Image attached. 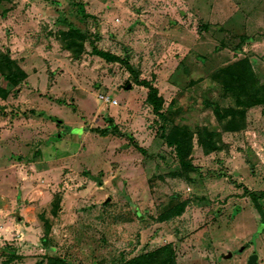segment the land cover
<instances>
[{"label":"rangeland","instance_id":"1","mask_svg":"<svg viewBox=\"0 0 264 264\" xmlns=\"http://www.w3.org/2000/svg\"><path fill=\"white\" fill-rule=\"evenodd\" d=\"M70 29L90 34L80 59L61 41ZM0 51L28 75L17 88L0 75V264H125L167 245L178 264H264V224L245 193L264 191L263 108L239 133L214 109L239 108L228 67L249 58L264 73V0H0ZM174 128L192 133L200 173L183 170ZM205 130L223 152L205 154Z\"/></svg>","mask_w":264,"mask_h":264},{"label":"trees","instance_id":"2","mask_svg":"<svg viewBox=\"0 0 264 264\" xmlns=\"http://www.w3.org/2000/svg\"><path fill=\"white\" fill-rule=\"evenodd\" d=\"M91 40L87 31L79 29H70L62 33L61 41L75 59H80L86 53V42ZM92 54L105 60L108 63H123L125 67L134 72L133 66L129 60H123L121 57L100 50L94 42ZM0 75L5 82L14 88L22 85L28 78L27 73L21 68L18 62L11 58L9 54L0 51ZM136 74L135 80L141 87L149 90L148 105L153 108L154 112L160 117H166L164 114L165 100L160 95V91L151 82L140 80ZM224 80L228 89L238 98L239 108H230L224 116L220 106H215V114L218 116L220 123H224L223 130L227 133H239L246 131L248 128V113L252 109L262 107L264 114V73L258 75L249 58L241 60L224 71ZM10 92L6 88L0 87V97L7 99ZM102 135H109L111 130L107 128ZM193 135L189 130L183 128H174L169 143L175 146L180 164L186 172H198L201 169L196 167L189 156L193 151ZM199 144L205 154L223 152L224 146L220 140V134L205 130L199 135ZM245 193L253 201L255 209L262 217L264 224V191H251L245 188ZM186 204H182L169 211L163 216V220L175 219L184 214ZM47 264H68L62 258H50ZM125 264H178L176 250L172 245H167L150 253L143 254Z\"/></svg>","mask_w":264,"mask_h":264},{"label":"water","instance_id":"3","mask_svg":"<svg viewBox=\"0 0 264 264\" xmlns=\"http://www.w3.org/2000/svg\"><path fill=\"white\" fill-rule=\"evenodd\" d=\"M129 88H131V86ZM249 248H251L250 245L246 249H249ZM259 260H260L259 255L255 254V255L250 257L248 264H258Z\"/></svg>","mask_w":264,"mask_h":264},{"label":"built area","instance_id":"4","mask_svg":"<svg viewBox=\"0 0 264 264\" xmlns=\"http://www.w3.org/2000/svg\"><path fill=\"white\" fill-rule=\"evenodd\" d=\"M106 102H107V103H109V102H110V100H109V99H107V100H106Z\"/></svg>","mask_w":264,"mask_h":264}]
</instances>
